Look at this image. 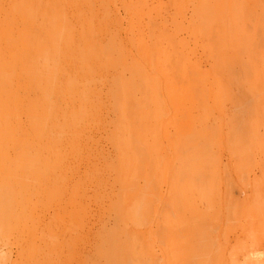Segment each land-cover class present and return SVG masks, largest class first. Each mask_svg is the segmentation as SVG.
I'll list each match as a JSON object with an SVG mask.
<instances>
[{"label": "rangeland", "instance_id": "rangeland-1", "mask_svg": "<svg viewBox=\"0 0 264 264\" xmlns=\"http://www.w3.org/2000/svg\"><path fill=\"white\" fill-rule=\"evenodd\" d=\"M260 238L264 0H0V264H264Z\"/></svg>", "mask_w": 264, "mask_h": 264}, {"label": "bare ground", "instance_id": "bare-ground-1", "mask_svg": "<svg viewBox=\"0 0 264 264\" xmlns=\"http://www.w3.org/2000/svg\"><path fill=\"white\" fill-rule=\"evenodd\" d=\"M58 23V22H57ZM60 23V22H59ZM66 25V24H65ZM49 26V25H48ZM51 26V25H50ZM57 27H58V25H57ZM56 27V28H57ZM63 27H64V25H63ZM53 28H54V26H53ZM69 28V27H68ZM50 29V28H49ZM72 29V28H71ZM46 30V29H45ZM58 30V29H57ZM65 30H66V28H65ZM64 30V32L66 33V31ZM46 33V32H45ZM47 34H49L50 35V33L48 32ZM70 34H71V32H70ZM54 35H57L56 33H54L53 35H50L49 36V39L52 37V36H54ZM63 35V34H62ZM66 35V34H65ZM48 36V35H47ZM58 36V35H57ZM69 36H71V35H68V37ZM62 37V36H61ZM61 37L59 38V37H56L57 39H61ZM67 37V36H66ZM70 38H72L73 39V37H70ZM36 39V38H35ZM40 39V38H39ZM45 39H48L47 37L45 38ZM53 39V38H52ZM52 39H50V40H52ZM55 39V38H54ZM54 39H53V41H54ZM72 39H70V40H72ZM41 40V39H40ZM63 40V39H62ZM69 40V38H68V41H70ZM34 41V40H33ZM46 41V40H45ZM52 41V42H53ZM56 41V40H55ZM54 41V42H55ZM60 41V40H59ZM37 43V45L39 44L38 42H40V41H36ZM57 42H58V40H57ZM34 43V42H33ZM56 43V42H55ZM44 44V43H43ZM58 43H56V45H57ZM55 45V44H54ZM53 45V46H54ZM42 46V45H41ZM259 48V47H258ZM38 49V48H37ZM43 49H46V48H43ZM163 90V89H162ZM197 91V90H196ZM164 95V94H163ZM47 110V109H46ZM48 111H49V109H48ZM43 114H45V113H43ZM46 115V114H45ZM39 116V115H38ZM42 116V115H41ZM41 118V117H40ZM45 119V118H44ZM162 120V119H161ZM168 125V124H167ZM226 146V145H225ZM198 161V160H197ZM221 180V179H220ZM203 190V189H202ZM263 238V237H262ZM260 240H261V242L263 243L264 241H262L263 239H261L260 238ZM264 244V243H263ZM261 246V245H260ZM263 248H264V246H262ZM261 247V248H262ZM259 249V250H254L253 252H251V255H252V257L254 258V260H260L261 258H263L264 257V249ZM250 249V248H249ZM249 254V253H248Z\"/></svg>", "mask_w": 264, "mask_h": 264}]
</instances>
